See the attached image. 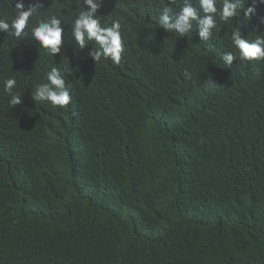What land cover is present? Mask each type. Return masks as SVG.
Returning a JSON list of instances; mask_svg holds the SVG:
<instances>
[{
	"label": "trees",
	"instance_id": "1",
	"mask_svg": "<svg viewBox=\"0 0 264 264\" xmlns=\"http://www.w3.org/2000/svg\"><path fill=\"white\" fill-rule=\"evenodd\" d=\"M17 2L32 9L19 35ZM183 3L125 7L121 62L95 66L69 27L85 0H0V264H264V58L230 47L234 29L264 31L216 11L211 37L179 35L160 20ZM53 18L57 53L33 33ZM53 69L74 97L65 107L38 93Z\"/></svg>",
	"mask_w": 264,
	"mask_h": 264
},
{
	"label": "clouds",
	"instance_id": "2",
	"mask_svg": "<svg viewBox=\"0 0 264 264\" xmlns=\"http://www.w3.org/2000/svg\"><path fill=\"white\" fill-rule=\"evenodd\" d=\"M91 6L87 13L80 11L73 18L72 24L69 26L73 35L72 39L76 40L81 47L85 43V35L91 40L87 51L86 59L93 60V64H100L101 55L108 56L115 64L121 62L122 52V37L124 34L122 23L117 17L123 12L125 7L132 12L136 8V0H85ZM254 6L249 5L246 1L241 0H224L223 6L217 0H184L182 5L178 6V15L176 21L169 23L168 9L162 16L161 25L169 30H174L179 35H184L185 32H192L196 35H201L204 38L211 37V28L218 24L219 20H215L216 11L221 12V17L228 20L230 17H244L257 18L262 25L264 31L263 19L259 20L260 15H264V0H256L253 2ZM261 6V11L259 10ZM16 15L11 20V27L15 30V34L19 35L29 22L32 15V9H24V4L21 2L15 3ZM60 21L53 18L50 23H40L38 27L33 29L35 37L41 42L44 48L50 49L51 53L60 51L62 43V29L59 26ZM222 24L223 21H222ZM247 25V24H246ZM234 29V40L230 41V47L237 48L241 57L245 59L264 58V37L258 35L252 36L250 33L245 35V26ZM9 22L5 19H0V29H8ZM18 42H24L26 39L21 37ZM100 50H103L101 53ZM231 60V55L228 56ZM148 73L158 71V67L150 58L143 57L140 62ZM156 70H155V68ZM48 84L41 86L38 90L40 97H47L48 100L55 106L65 107L74 101L73 95H68L65 90L62 78L57 71L53 69L48 74ZM200 79L196 82V86L200 89ZM14 84L13 80L6 82V87L11 88ZM53 86L54 89L53 90ZM217 107L219 106L218 100ZM13 104L20 103L19 98L12 100ZM205 109L201 108L202 122L204 118ZM32 147V153L29 156L32 160H42L48 157L47 144L45 140L38 134H34L29 139Z\"/></svg>",
	"mask_w": 264,
	"mask_h": 264
}]
</instances>
